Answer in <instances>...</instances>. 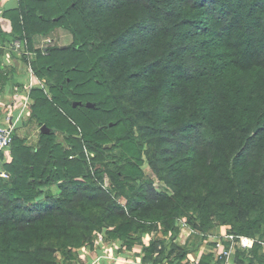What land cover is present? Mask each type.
Returning <instances> with one entry per match:
<instances>
[{
  "label": "trees",
  "instance_id": "1",
  "mask_svg": "<svg viewBox=\"0 0 264 264\" xmlns=\"http://www.w3.org/2000/svg\"><path fill=\"white\" fill-rule=\"evenodd\" d=\"M96 1L19 0L17 9L3 12L14 34L0 22V45L33 40L61 25L72 31L74 42L48 48L34 69L38 77L42 70L56 77L47 93L40 90V99L31 93L32 114L50 132L41 133L36 150L14 137L11 162L1 156L0 170L8 178L0 176V237L6 238L0 251L19 255L20 234L57 210L58 222L68 229L77 218L101 231L120 208L116 201L146 179L145 156L158 174L159 159L170 162L183 184L198 181L211 191L224 183L227 201L213 208L209 196L200 198V215L218 219L230 233L256 238L264 221V0ZM126 88L137 96L133 109L123 103ZM48 102L57 108L56 120L36 112ZM85 148L94 153L91 164ZM112 148L122 150L125 162L109 172L112 188L106 191L95 187L101 170L92 167L104 164L103 153ZM80 178L95 192L79 187ZM119 179L130 185L127 192L117 189ZM56 182L71 188L47 196L43 188ZM139 192L135 201L147 207L163 197L151 181ZM128 215L108 234L129 249L141 242L131 232H146L156 221L165 235L172 233L171 241L177 236L175 208L152 221ZM193 227L206 230L202 224ZM157 244L145 248L146 258L157 252ZM169 247L155 262L187 259L184 246ZM262 249L256 244L237 250V263L264 264ZM210 259L204 256L199 264Z\"/></svg>",
  "mask_w": 264,
  "mask_h": 264
},
{
  "label": "rangeland",
  "instance_id": "2",
  "mask_svg": "<svg viewBox=\"0 0 264 264\" xmlns=\"http://www.w3.org/2000/svg\"><path fill=\"white\" fill-rule=\"evenodd\" d=\"M91 2L92 4L90 5H94L97 1L91 0ZM2 28L12 32V28L8 20L4 21V27ZM24 39L27 40L28 47L30 51H32L30 61H32L33 68L36 71L38 69L36 68L38 66L37 58H41V53L43 52V50H45L46 47L49 46V48H53L55 45H58L63 48H67L74 42L72 31L63 27L62 25L55 27L45 35L37 34L36 36H34L33 40L27 38ZM49 39H52L51 43L48 42ZM11 44H13V41L8 42V44L6 45V52L10 54V57L12 59V61L10 62H14L13 64L18 63L19 65L23 64V66H9L14 70V75L16 74L19 78L27 80V69L26 67H24V63H26L27 61L26 56H17V54L14 52L13 47L9 46ZM48 53L49 52H47V55L45 56H48ZM46 59L48 58H44V60ZM10 67H6L7 70H9ZM117 70V72L120 74L122 72L121 66ZM41 73L42 77L39 78L45 80L46 85L49 86L50 82L54 83L56 81L55 76H47L43 70ZM41 89L42 88H40L39 86H35L33 88L32 91H34V97H36V99H40L42 97L43 93L40 91ZM49 97L51 99V95H49ZM136 99L137 96L135 95V92L126 88L123 96L124 105L128 108L133 109L136 106ZM36 112L43 118L47 117V119L56 120V116L54 114L57 112V108L51 102L43 103L38 108H36ZM42 127L43 125L41 124V122H39L38 119L33 116L31 105V109L27 110V112L21 119V122L18 123V127L15 131L14 137L23 140L25 145L31 147L33 150H36L41 139L40 135L42 133ZM135 134L138 136L139 132L135 131ZM208 135L212 136L213 134L212 132H209ZM58 142L65 144L63 137L61 136L58 137ZM109 147H111V145H106V148ZM145 148L147 149L148 146L146 145ZM92 154L89 155L90 159L94 157V153ZM10 155L11 149L8 153L3 154V159L4 157L7 158V156L10 157ZM103 159L104 164L97 163L94 166L92 165V170L95 171L96 168H99L101 170L100 177L102 178V181L101 183L98 182V186L96 185L95 187H101L103 190L109 191L112 188V183L110 181L111 176L109 175V172L115 171L117 166L122 165V163L125 162V156H123V152L120 148H112L111 150H107L103 153ZM143 159L144 164L142 165V169L147 176L146 179L137 182V186L134 190L130 189L131 192H129L128 194L129 197L127 195H124V197L122 196L118 199V201H116L117 206H119L120 208L113 211V215H111L105 222V224H103V229L101 231L96 225L90 222H83L81 220H78L77 218L75 219V226L68 229L66 226H64V224L58 222V219H61L60 217L62 213L60 212V210H57L56 214L39 220V222H37L33 226V228L20 234L23 242L17 241L16 244H18L17 247L19 246L23 250H20L19 255L14 254V252L12 254V257H9L8 255L3 253V250H1L0 264H49V262H53L52 264H78L80 263V259H77L79 256L78 254L79 252L83 251H86L93 257L97 256V258L94 260L93 258H91L88 264H101L105 259V256L107 257V255H110L111 253V251H109L108 249V246L112 247V249L114 250L115 247L117 248V246L120 245L117 242L118 240L116 241L115 238H112L110 234H108V232L112 230V226H116L119 223L129 219L128 213L135 215L138 220L152 221L155 217L158 216L159 213H166L175 208L178 211V215L176 218H178V222L181 226L183 223H185L187 224L189 229L195 230V228L193 227L194 224H202L206 228V230H204L205 232H214L215 230L222 227L221 230L230 233L229 226H218V219L212 216L211 218L208 216H201V209H197L200 198L207 196H209L210 204L213 208L218 203L226 202L228 194L226 185L224 183H221L218 187H213L211 191H208V189H206V187L198 181H192L190 183L183 184L181 181V183L178 182L179 180L171 171V168L169 167L170 162H167L163 158H160L158 166L160 173L158 174L150 167L146 156ZM91 163L92 162H89V164ZM2 165L3 164L1 163L0 167ZM149 181L152 182L154 190L157 193L161 194V196L163 197L162 199L156 201V203H154L153 205H149V207H147V203H140V201H135V197L136 195L140 194L139 187L147 186V183H149ZM76 182L79 183L78 186L81 188L88 184V182L85 181L84 178H80ZM81 184H84V186H82ZM115 184L119 192L122 190H124V192H127L130 186L125 182H120V179L117 183L115 182ZM64 185L65 188H63ZM67 187L71 188V184H69L68 182H56L51 184L49 187H44L43 189L46 192L47 196L53 195L54 197H57L61 195L64 189H66ZM93 191L95 192L94 188L92 187H89L88 189L86 188L87 194L94 193ZM112 192L113 194H115L114 190ZM130 200L132 201L131 206L128 205ZM250 206L251 208H253V203H250ZM126 207L129 208L128 211H126V215L121 214V208L124 209ZM156 222L157 223L155 224V228L152 225L148 227L149 229H147L146 232H131V236L140 238L142 240L143 246L141 247V251H145V248H148L153 243L157 244V242H159L156 246L157 253L155 254L156 256H161L164 255L162 252L164 248L166 249L169 247V241L167 240L169 238H172V233L168 232V234L165 235L164 226L161 225L160 221ZM178 235L179 234L177 233V236ZM256 236V238L263 239L262 241H264V237L261 238V236H264V221H262L260 225V232ZM144 240L148 243V246L144 244ZM162 240H164V244L160 243V241ZM200 240L203 239L201 238ZM5 241L6 238L0 237V248ZM117 243L118 245H115Z\"/></svg>",
  "mask_w": 264,
  "mask_h": 264
},
{
  "label": "crops",
  "instance_id": "3",
  "mask_svg": "<svg viewBox=\"0 0 264 264\" xmlns=\"http://www.w3.org/2000/svg\"><path fill=\"white\" fill-rule=\"evenodd\" d=\"M18 7H19V0H0V22L3 23L2 27H4V21L8 20L3 17V12L14 10L17 9ZM8 22L11 26L10 20H8ZM7 32L14 34L11 31H7ZM3 53H6V50L3 51ZM3 53L0 55V59L2 63L0 66V71L3 73L2 75L3 79H1V73H0V123H4L7 119L8 114L10 113L9 111L11 109L8 110L9 103L11 102L13 88L15 85H17L18 83L17 79L19 78L16 74L14 75V70L9 65L8 66L6 65L7 63H5L6 62L4 59L5 55L3 58ZM17 65L20 67L23 66V64L21 65H19L18 63L14 64V66ZM6 67H10L9 70H7ZM24 67H25V63H24ZM11 160H12V156L10 155V157L8 156L7 158L4 157L3 162H11ZM176 226L178 228L179 235L175 237V239H173L172 241L169 238L167 240L169 241L168 244L175 243L184 246L187 249L188 257L187 259L181 262L176 260L172 264H199L202 257L204 256H209V258H211L209 264H238L237 250L228 259L225 257H220L218 255V248L216 243L217 239L214 237H208V235L211 234L223 233V230H221V228L216 232L206 233L196 228L195 230L189 229L187 224L181 226L178 220L176 221ZM200 237L203 240H200L201 239ZM117 240L118 239H116V241ZM117 242L120 245L117 246V248L115 247L114 250L112 249V247L108 246L109 247L108 249L109 251H111V253L110 255H107V257L105 256V259L102 261L101 264H168L166 258H164L162 262H155L158 256V255L156 256V254H154L150 258H146L145 251L143 250L141 251V247L143 246L142 240L141 242H137L130 249L127 248L125 245H123L122 241L118 240ZM118 243L115 245H118ZM144 244L148 246V243L145 240H144ZM225 245L227 244L225 243ZM262 247H263L262 253H264V246ZM169 249L170 247L167 248L166 255ZM78 255L79 256L77 259H80V263L78 264H88L91 258H93V260L97 258V256L93 257L89 255V253H87L86 251L79 252ZM243 264H250V263L248 261H243Z\"/></svg>",
  "mask_w": 264,
  "mask_h": 264
},
{
  "label": "built area",
  "instance_id": "4",
  "mask_svg": "<svg viewBox=\"0 0 264 264\" xmlns=\"http://www.w3.org/2000/svg\"><path fill=\"white\" fill-rule=\"evenodd\" d=\"M49 43L52 42V39L48 40ZM12 46L14 49V52L17 54V56L20 57V55L26 56V63L25 67L27 69V80H23L22 78H18L17 85L13 88V94L11 96V102L9 103L10 110L7 119L4 123H0V164H1V156L4 153H8L13 140L15 131L18 127V123L21 122V119L27 112V110L31 109L32 105V97L31 93L35 86H39L42 88L46 93L48 92V88L46 85L45 80H42L38 77V75L35 73V70L33 68L32 61H30V56H32V51H30L28 47V43L26 39H15L13 41V44L9 45ZM43 50L42 54L47 55V49ZM0 49L2 51L7 50L6 45H0ZM5 55V58H4ZM3 58L5 59L6 65H14L10 61H12L10 54L3 53ZM9 61V62H8ZM2 64V63H1ZM87 158L89 162H91V159L89 158L91 155L88 150L84 149ZM93 155V154H92ZM73 158V157H71ZM0 176L2 178H8V173L0 170ZM185 225V223H183ZM182 224V225H183ZM193 231V230H192ZM208 237H214L216 238L217 248H218V255L220 257L229 258L231 257L236 250H246V249H252L256 244H260L264 246V241H262L259 238H253L248 237L244 235H235L232 233H228L223 231V233H217V234H211L208 235ZM225 243L227 245H225Z\"/></svg>",
  "mask_w": 264,
  "mask_h": 264
},
{
  "label": "water",
  "instance_id": "5",
  "mask_svg": "<svg viewBox=\"0 0 264 264\" xmlns=\"http://www.w3.org/2000/svg\"><path fill=\"white\" fill-rule=\"evenodd\" d=\"M90 106V104H88ZM42 132L43 133H49L50 132V129L47 128V126H43L42 127Z\"/></svg>",
  "mask_w": 264,
  "mask_h": 264
}]
</instances>
